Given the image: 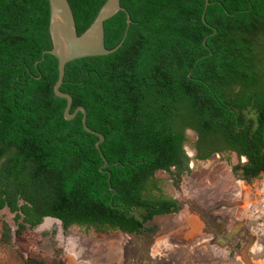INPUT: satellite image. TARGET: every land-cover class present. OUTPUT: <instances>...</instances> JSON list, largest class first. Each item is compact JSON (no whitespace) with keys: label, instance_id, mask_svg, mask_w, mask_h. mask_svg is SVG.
I'll use <instances>...</instances> for the list:
<instances>
[{"label":"trees","instance_id":"1","mask_svg":"<svg viewBox=\"0 0 264 264\" xmlns=\"http://www.w3.org/2000/svg\"><path fill=\"white\" fill-rule=\"evenodd\" d=\"M69 1L80 35L107 2ZM210 2L121 0L128 13L105 28L107 48L127 34L123 46L67 64L61 90L105 136L104 167L100 138L82 112L66 120L55 93L50 2L0 0V219L8 209L15 224L3 222L0 264H68L60 249L39 250L48 234L34 228L47 218L137 234L170 213L176 201L157 193L155 175L189 170V130L197 159L235 153L247 158L228 159L235 177L264 173V0Z\"/></svg>","mask_w":264,"mask_h":264},{"label":"flooded vegetation","instance_id":"2","mask_svg":"<svg viewBox=\"0 0 264 264\" xmlns=\"http://www.w3.org/2000/svg\"><path fill=\"white\" fill-rule=\"evenodd\" d=\"M187 143L184 147L185 151ZM194 150L197 159L198 153L195 146ZM239 159V163L247 162L246 157ZM190 162L189 170H186L183 175H173L188 180L191 176V167H194ZM174 170L177 169L174 168ZM262 178H264V173L259 177L241 179L235 177V180L240 185L245 186V184H252ZM154 183L158 194L162 191L165 196L173 198L167 195L159 184L155 181ZM190 188L193 191L195 185H191ZM173 199L176 201V206L172 207V211L165 215H158L153 220L145 223L144 230L141 233L131 234L122 230L88 228L104 235L119 232L124 236H138L141 239V242L136 246L133 243L107 244L97 253V258L92 260L91 264H264V212L261 211L262 209H258V207L264 206L262 195L258 197V200H254V205L252 201L249 206L246 198L242 196V200L221 202V206L219 203L215 204L212 209L203 208V210H198V206L190 200L181 202L175 198ZM257 202L259 205H256ZM183 205H185L186 217L182 218L181 222L178 221L169 229H157L148 226L150 222L158 217L176 216L173 218L175 220L179 216V211ZM231 205H233L231 212L219 213L218 208L223 210ZM248 206L249 209H247ZM132 213L138 215L139 211L135 210ZM70 229L65 230L64 228L66 233ZM60 250L66 257L65 251ZM120 256L123 257L121 262H119ZM66 259L68 264H72L67 257Z\"/></svg>","mask_w":264,"mask_h":264},{"label":"rangeland","instance_id":"3","mask_svg":"<svg viewBox=\"0 0 264 264\" xmlns=\"http://www.w3.org/2000/svg\"><path fill=\"white\" fill-rule=\"evenodd\" d=\"M187 134L189 141L186 146V151L191 158L190 164L194 165L193 168L191 167L190 178L187 180L167 172H158L156 174V180L160 188L167 195L181 202L190 200L198 206V210H203V208L212 209L215 207V204L219 203L221 206V202L242 200V196L246 198L248 205L252 201L254 205L255 199L258 200L260 195L264 197V178L252 184H245V186L236 182L232 168L228 163V159L234 165L240 162L236 154L224 153L216 155L208 161L197 160L194 146L198 136L192 130H189ZM191 185H195L193 191L190 188ZM256 205H259L258 202ZM184 206L181 207L180 214H178L179 216L175 220L173 218L176 216L158 217L153 222H150L148 226L151 228L156 227L157 229H169L177 224L178 221L181 222L182 218L186 217ZM249 206L247 209H249ZM218 209L221 214L222 212H231L233 205L227 206L223 210L221 208ZM258 209H262L261 211L264 212V206L258 207ZM216 213L218 214V212ZM4 221L8 222L15 229L14 215L8 209L3 211L2 218L0 219V237L2 235ZM34 232L37 234H48L45 245L39 248L41 252L53 256L57 248L63 249L66 257L72 264H91L92 260L97 258V253L107 244L122 245L133 243L136 246L141 242L138 236H124L119 232L113 233L112 235H104L88 228L80 227H73L66 233L62 222L53 218L45 219L42 224L34 228ZM11 244L16 250H20L22 253L25 252V250L20 249L16 236H13ZM121 259L123 257L120 256L119 262H121Z\"/></svg>","mask_w":264,"mask_h":264},{"label":"water","instance_id":"4","mask_svg":"<svg viewBox=\"0 0 264 264\" xmlns=\"http://www.w3.org/2000/svg\"><path fill=\"white\" fill-rule=\"evenodd\" d=\"M48 1L51 5L50 33L54 48L46 51L45 54L53 55L59 60V79L55 85V93L58 97L68 100V106L65 111L66 120H73L80 112L84 114V127L89 133L100 138L97 148L105 161L104 167H107L109 162L104 157L101 148L102 143L105 141V136L88 126V113L85 107H78L73 114L71 113L74 99L70 94L62 92L61 88L64 84L67 64L74 60L88 57L108 56L117 52L123 46L127 34L118 47L112 50L107 48L105 23L120 11L128 12L122 7L121 0H107L93 24L80 35L70 1ZM210 4V0H207L206 11ZM204 22H206V15H204ZM131 23L132 21L128 14V25H131ZM112 190L114 189L112 188Z\"/></svg>","mask_w":264,"mask_h":264}]
</instances>
